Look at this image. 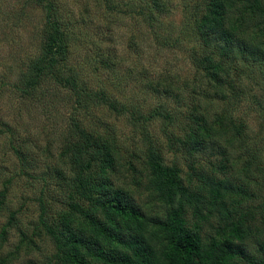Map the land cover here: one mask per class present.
Instances as JSON below:
<instances>
[{
    "label": "rangeland",
    "instance_id": "obj_1",
    "mask_svg": "<svg viewBox=\"0 0 264 264\" xmlns=\"http://www.w3.org/2000/svg\"><path fill=\"white\" fill-rule=\"evenodd\" d=\"M52 1L79 35L70 55L79 65L81 80L105 91L107 102H115L118 110L108 104L93 112L82 110L75 107L76 97L70 90L55 87L42 88V97L35 100L19 98L14 87L0 93V264H69L47 228L60 226L70 202L91 209L76 194L70 195L80 172L74 154L66 149L69 140L74 141L72 117L96 133L99 144L106 140L112 148L110 185L136 206L142 220L139 228L125 230L129 236H139L162 252L168 248L169 213L181 208L186 230L200 236L205 246L212 238L237 243L231 228L242 222L245 238L238 244L248 260L240 258L238 264H264V62L255 63L248 56L242 81L226 86V98L207 99L214 89L192 61V53L202 52L187 2L168 0L167 16H161L159 27L150 29L130 12L109 10L105 0ZM110 1L121 3L126 11L124 3L134 4V10L138 2H148ZM44 22L45 12L27 0H0V76L17 78L20 70L40 57ZM253 28L248 27V51L257 49L250 37L259 33L264 51V19L259 32ZM101 58L111 59L114 65L101 63ZM220 117L228 126L241 124L246 148L237 143L230 149L226 140L215 138L209 153L190 148L198 134L207 133L199 128L202 119L217 123ZM150 151L159 153L165 166L180 168L182 184L200 201L192 205L180 198L174 204L166 202L149 170ZM90 154L83 162H92L94 171L102 157L97 149ZM195 169L231 178L243 187L240 195L224 200L233 210L232 219H221L223 208L220 203L214 205L208 188L195 180ZM74 217L75 226L86 224L80 214ZM85 235L90 249H102L99 257L81 250L89 264H114L110 257L125 252L116 243L94 245V235L88 231Z\"/></svg>",
    "mask_w": 264,
    "mask_h": 264
},
{
    "label": "trees",
    "instance_id": "obj_2",
    "mask_svg": "<svg viewBox=\"0 0 264 264\" xmlns=\"http://www.w3.org/2000/svg\"><path fill=\"white\" fill-rule=\"evenodd\" d=\"M27 1L36 9L41 8L45 12V22L42 28L43 51L35 62L29 64L24 70H20L17 78L9 80L8 77L0 76V93L9 87H14L19 98L35 100L42 97V88L55 87L70 90L76 97L75 107L82 110L93 112L97 107L108 104L110 108L117 111L115 102H107L109 97L105 91L94 90L81 80L79 65L71 59L70 55V48L73 44H79V35L76 34L73 26L60 15L56 2L52 0ZM181 1L191 5L192 13L189 14L192 28L201 46L202 53L199 54L200 52L196 51L192 53V61L203 71L204 81L210 85L211 89H214L213 94L207 96V99H224L227 96L226 86L235 80L242 81L248 56L252 57L255 63L264 62V51L261 50L263 46L260 40L262 33L250 37L251 44L257 49L250 52L247 47L249 25H254L253 32H259L264 19L263 1ZM105 2L109 10L123 15L130 12L132 16L145 22L150 29L159 27L161 16H167L170 10L168 0L138 2L134 10L131 9L134 4L124 3L122 6L128 8L129 11L122 10L121 3L115 5L110 0H105ZM175 41L177 44L180 43L179 39ZM84 43H87V40ZM101 63L114 65L109 58H101ZM205 95L201 97L204 98ZM201 103L200 106H202ZM71 122L73 132L71 138L74 141L70 139L66 149L68 153L74 154L75 164L80 172L70 195L76 194L80 200L87 202L91 209L83 208L78 202H70V211L62 214L60 226L47 228L49 236L69 264H89L83 258L82 249L84 251L87 249L90 254L96 253L98 257L102 254L101 248L95 251L88 247V239L85 235L87 231L94 235L95 240H92L94 245L116 243L125 249V252L110 257L114 264H238L237 260L240 258L248 260L246 253L238 244L245 238V229L241 227L242 222L234 223L231 228V236L237 240V243L230 238H223L222 241L212 238L210 244L205 246L200 236L190 234L186 230L181 208L169 213L165 225L168 248L162 252H158L139 236H129L125 230L130 231L133 226L139 228L142 220H140V212L136 206L126 198L122 191L114 190L110 185L108 170L114 162L112 148L109 143H104L108 142L106 140L103 144H99L100 137L94 132H89L76 118L72 117ZM228 125L223 122V117H220L217 123L202 119L199 128L205 129L204 133L206 131L207 133L206 135L197 133L196 146L188 144L189 147L209 153L215 138L226 140V147L230 149L237 143H241L240 145L246 148L244 143L246 136L242 133L241 124ZM92 149H97L102 157L98 168L94 171L92 162H83V157L91 156ZM229 161L228 159L226 162ZM148 164L157 189L166 202L174 204L175 199L180 198L183 202L192 205L195 201H200L182 184L181 169L165 166L159 153L150 151ZM233 171L235 172L234 168ZM193 173L195 180L208 188L213 204L220 203L223 208L221 219H232L233 210L227 207L224 200L229 195H240V192L244 191L243 187L235 184L231 178L209 176L196 169ZM233 203L235 204L236 200H233ZM43 210L45 211V207ZM75 213L80 214L86 224L78 222L75 226ZM99 213L100 216H98ZM122 222L126 224L121 225ZM253 264H257V261Z\"/></svg>",
    "mask_w": 264,
    "mask_h": 264
}]
</instances>
